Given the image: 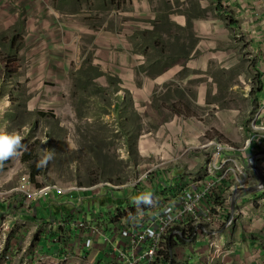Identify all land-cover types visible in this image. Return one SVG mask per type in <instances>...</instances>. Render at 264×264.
<instances>
[{
	"label": "rangeland",
	"instance_id": "obj_1",
	"mask_svg": "<svg viewBox=\"0 0 264 264\" xmlns=\"http://www.w3.org/2000/svg\"><path fill=\"white\" fill-rule=\"evenodd\" d=\"M212 1L0 0V129L24 146L0 160V198L31 211L68 186L101 194L100 183L123 184L142 169L192 168L212 140L243 145L242 122L259 135L253 125L264 107L254 105L259 88L251 87L264 66L253 67L243 19L231 16L239 24L231 31L226 0ZM177 48L195 56L185 67L172 63ZM232 69L243 70L227 84ZM21 219L4 216L0 225ZM45 226L36 233L54 227ZM7 230L0 227L1 244Z\"/></svg>",
	"mask_w": 264,
	"mask_h": 264
},
{
	"label": "crops",
	"instance_id": "obj_2",
	"mask_svg": "<svg viewBox=\"0 0 264 264\" xmlns=\"http://www.w3.org/2000/svg\"><path fill=\"white\" fill-rule=\"evenodd\" d=\"M212 2L213 4L218 2L221 5L220 0H213ZM224 5L228 7V12L234 13V15H224L222 13V19L227 23V27L231 31L238 30L239 26L231 16L234 17L238 13V17L243 19L242 31L250 39L249 46L251 45L254 49L253 58L255 61L253 67L255 69L259 67L262 70L264 66V2L260 0H226ZM221 9L222 7L219 6V10ZM215 10H218L216 5ZM197 13L198 11L196 10L194 14L196 15ZM189 16L192 15L189 14ZM162 20H165V18ZM162 25L166 27L169 23L162 21ZM140 38L141 41L144 40L142 34ZM148 43L151 46L154 45V42H150V39ZM158 52L161 53L160 51ZM172 55V63L182 65V67H185L188 59L195 58L190 51L180 48L174 49ZM239 70H228L227 76L229 79L225 82L229 84L235 77H238L243 69ZM253 70L249 68L243 73L250 75ZM252 79L254 84L251 88H259L255 90L253 102L260 109L264 107V72H256V76H252ZM204 88H206V84ZM263 119H257L255 121L256 125H262ZM241 124L244 127V129L242 128L244 135L250 139L252 136L250 125L248 126L247 122H242ZM232 135L235 134L233 133ZM257 141L251 143L247 151L236 152L233 155H237L241 158L236 156L238 159L246 161L248 166L250 161L258 156L256 163L264 171V132H260ZM243 145L237 147L241 148ZM207 154L205 153L203 161H199L198 157L193 156L191 158L192 168L179 167L178 169H173V176H184L202 168L206 163ZM199 163L201 164L198 168L193 170ZM158 175L162 174L159 172ZM258 183L259 178L255 173V180L251 186H256ZM169 184L170 181L165 183L163 178L160 177L159 180L154 181L153 188L159 191L164 198L169 194ZM234 193L230 194L229 214L232 212L231 200ZM104 194L106 196L105 200H103L105 201L103 206H109L107 208L99 204V202H103L101 196ZM239 194L240 192L236 194L239 198L236 201L235 222L232 225L225 226L221 231L222 239L227 243L223 253L218 257L215 249L210 247L207 240L205 242L198 238L193 242H187L176 247L170 264H264V189L258 192ZM45 198L42 201L32 203L31 211H27L25 207H21L22 209L18 210L17 208L20 207L13 197L7 200L0 198L1 218L4 216L11 219L21 217L20 221H24V224L18 225L11 221L10 225L2 227L8 229V232L1 233L5 241L2 244L3 250L11 249L13 258L0 260V264H36L38 256L45 257L47 264L52 263L53 257L57 261L59 260L55 264H74L80 261L86 263L87 260L94 262V264H125V261L118 259V254L120 250L131 254V250L123 246L126 238L122 237L119 228H116L114 223L112 224L113 227H111L112 221L110 220L109 212L112 201H110L111 193L108 189L104 193L96 195L90 194L87 190L74 189L63 195L54 194ZM10 201H12V204H10ZM35 217L37 218L36 221ZM81 221L87 223L89 227L85 228L84 225H80L78 222ZM55 223L59 225L56 226L54 225ZM104 223H107L108 229L106 228V230H104L102 225ZM51 224L54 227L52 229L49 228V231L40 229L36 233V225L44 227V225L49 226ZM98 227H102L103 230L101 231ZM90 236H92L93 241L90 246H86L85 240ZM78 253L88 256V259L84 257L80 259ZM0 256H3V254L0 253Z\"/></svg>",
	"mask_w": 264,
	"mask_h": 264
},
{
	"label": "built area",
	"instance_id": "obj_3",
	"mask_svg": "<svg viewBox=\"0 0 264 264\" xmlns=\"http://www.w3.org/2000/svg\"><path fill=\"white\" fill-rule=\"evenodd\" d=\"M253 127L255 131L264 132V124L258 128L255 123ZM257 137V134L252 133L241 148L222 140H212L206 147V150L212 152H208L203 167L184 176H173V173L158 168L154 171L142 169L137 176L123 184L100 183L107 187L114 201L121 196H114V190H121L123 195L120 198L124 199L132 193H139L141 196L132 205L126 203L122 208L115 203L110 205V220L119 228L122 237L126 238L123 246L131 250V254L120 250L118 259L125 261V264H170L176 247L198 238L205 242L207 240L219 257L227 246L221 231L235 222L236 209L234 214H229L230 194L239 192L241 187L251 186L255 180V173L247 162L236 155L240 158L238 159L233 153L247 151L251 143L258 142ZM159 172L162 175L159 176ZM160 177L165 183L170 181L169 194L164 198L153 188L154 181ZM128 188H132V193L126 195ZM73 189L90 188L73 185L68 186L65 191ZM107 207L109 206L105 208ZM78 223L82 226L85 224L83 221ZM1 225L2 228L8 226V223L4 221ZM92 241V236L88 237L85 245L90 246ZM2 244L0 243V253L3 256H0V260L12 259L11 249L4 251ZM78 255L80 259H88V256L81 253ZM41 259L45 261V258ZM56 262L59 260L53 257L50 264ZM74 264L94 262L87 260L86 263L80 261Z\"/></svg>",
	"mask_w": 264,
	"mask_h": 264
},
{
	"label": "clouds",
	"instance_id": "obj_4",
	"mask_svg": "<svg viewBox=\"0 0 264 264\" xmlns=\"http://www.w3.org/2000/svg\"><path fill=\"white\" fill-rule=\"evenodd\" d=\"M21 137L15 132L0 129V160L8 157L19 156L24 146L21 144ZM52 158V153H45L37 161V167L44 166Z\"/></svg>",
	"mask_w": 264,
	"mask_h": 264
},
{
	"label": "water",
	"instance_id": "obj_5",
	"mask_svg": "<svg viewBox=\"0 0 264 264\" xmlns=\"http://www.w3.org/2000/svg\"><path fill=\"white\" fill-rule=\"evenodd\" d=\"M263 154V153H262ZM261 156V155H259ZM257 157H254L252 159V161H250L249 166L252 170L255 171V173L257 174L258 178H259V183L256 186H248V187H241L239 192L241 194H244L246 192H258V191H262L264 189V171L263 169L256 163V159ZM238 193V191H235V193L232 195V213L234 214L235 212V207H236V201L239 198L238 195H236Z\"/></svg>",
	"mask_w": 264,
	"mask_h": 264
},
{
	"label": "trees",
	"instance_id": "obj_6",
	"mask_svg": "<svg viewBox=\"0 0 264 264\" xmlns=\"http://www.w3.org/2000/svg\"><path fill=\"white\" fill-rule=\"evenodd\" d=\"M12 44V43H11ZM141 196L139 193H137L136 195L134 193H132L131 196H129L127 199H124V198H120V197H117L115 199V201H112L113 203H115L117 206H119V208H122L126 203H129V205H132V203L134 201H136L137 199H139ZM172 243V242H171Z\"/></svg>",
	"mask_w": 264,
	"mask_h": 264
}]
</instances>
